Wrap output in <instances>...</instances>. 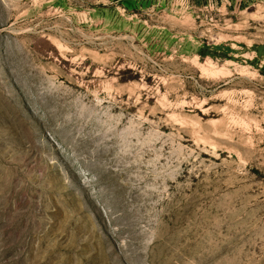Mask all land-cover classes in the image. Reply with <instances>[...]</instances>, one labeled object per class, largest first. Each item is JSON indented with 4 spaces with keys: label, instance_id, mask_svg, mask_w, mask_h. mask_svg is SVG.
Returning <instances> with one entry per match:
<instances>
[{
    "label": "rangeland",
    "instance_id": "rangeland-1",
    "mask_svg": "<svg viewBox=\"0 0 264 264\" xmlns=\"http://www.w3.org/2000/svg\"><path fill=\"white\" fill-rule=\"evenodd\" d=\"M0 264H264V0H0Z\"/></svg>",
    "mask_w": 264,
    "mask_h": 264
}]
</instances>
